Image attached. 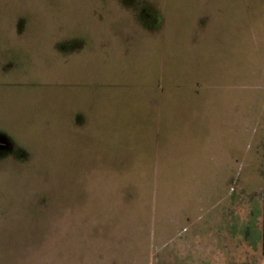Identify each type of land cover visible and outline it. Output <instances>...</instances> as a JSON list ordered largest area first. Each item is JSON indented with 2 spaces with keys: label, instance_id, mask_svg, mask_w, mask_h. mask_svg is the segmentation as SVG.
Returning <instances> with one entry per match:
<instances>
[{
  "label": "rangeland",
  "instance_id": "rangeland-1",
  "mask_svg": "<svg viewBox=\"0 0 264 264\" xmlns=\"http://www.w3.org/2000/svg\"><path fill=\"white\" fill-rule=\"evenodd\" d=\"M151 1L0 0V264H264V0Z\"/></svg>",
  "mask_w": 264,
  "mask_h": 264
},
{
  "label": "flooded vegetation",
  "instance_id": "flooded-vegetation-1",
  "mask_svg": "<svg viewBox=\"0 0 264 264\" xmlns=\"http://www.w3.org/2000/svg\"><path fill=\"white\" fill-rule=\"evenodd\" d=\"M119 3L116 2V4L121 8V6H124L130 11H133V15H131L132 19L129 21L138 22L139 26L136 28L135 31L139 30L141 32H158L155 27L158 25L161 17L160 11L154 7L152 1L150 0H123L121 3V0H118ZM123 9V8H122ZM121 18H123L121 16ZM99 19H102L101 17ZM98 19V20H99ZM115 19V18H114ZM126 19V18H125ZM14 20V19H13ZM127 20V19H126ZM113 21V19H112ZM29 23L30 18H20L18 20L17 26L12 27V30L14 33L19 37H25L27 32H35L29 30ZM141 26V27H140ZM126 28L125 26L121 28V31L117 34L121 35L123 32V29ZM127 29V28H126ZM126 32H133L132 30H126ZM115 34V33H114ZM65 37V38H63ZM61 37L60 41H54L52 48L53 51H57L60 49L61 54L65 57H68L70 54H73L74 52L81 51L84 48L85 42H84V36L81 34L74 36H63ZM79 51V52H80ZM68 60V59H67ZM81 113V112H78ZM76 122L81 123L83 121V116L78 115L76 116ZM21 147L19 144L14 141L11 134L0 130V160L5 159L9 156H19L21 155L20 150Z\"/></svg>",
  "mask_w": 264,
  "mask_h": 264
},
{
  "label": "trees",
  "instance_id": "trees-1",
  "mask_svg": "<svg viewBox=\"0 0 264 264\" xmlns=\"http://www.w3.org/2000/svg\"><path fill=\"white\" fill-rule=\"evenodd\" d=\"M82 115L81 113H77L76 116ZM261 245H262V253L264 254V219H263V224H262V229H261Z\"/></svg>",
  "mask_w": 264,
  "mask_h": 264
}]
</instances>
